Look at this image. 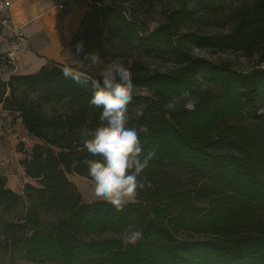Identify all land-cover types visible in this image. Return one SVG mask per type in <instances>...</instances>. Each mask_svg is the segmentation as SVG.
<instances>
[{
	"label": "trees",
	"instance_id": "trees-1",
	"mask_svg": "<svg viewBox=\"0 0 264 264\" xmlns=\"http://www.w3.org/2000/svg\"><path fill=\"white\" fill-rule=\"evenodd\" d=\"M92 1L65 49L100 24L143 55L172 63L164 70L140 60L125 65L148 92L132 93L128 105L129 126L140 131L145 151L155 149L139 177L144 187L122 212L84 201L67 174L91 179L83 161L98 159L81 142L82 128L100 124L90 86L65 79L67 66L54 61L11 73L0 78V104L19 110L36 139L20 162L38 185L25 183L18 193L0 175V212L24 207L18 221L0 219L4 245L55 264H264V0H241L228 13L225 4L234 0H179L150 30L127 12L126 0ZM196 12L219 15L212 22L222 29L200 28L210 21H198ZM193 46L240 51L256 64L239 70L194 55ZM72 71L99 79L88 69ZM185 90L197 100L195 111L184 107L191 98L180 97ZM174 97L176 110H166ZM130 225L143 232L135 245L123 243Z\"/></svg>",
	"mask_w": 264,
	"mask_h": 264
},
{
	"label": "clouds",
	"instance_id": "clouds-1",
	"mask_svg": "<svg viewBox=\"0 0 264 264\" xmlns=\"http://www.w3.org/2000/svg\"><path fill=\"white\" fill-rule=\"evenodd\" d=\"M82 45H77L79 52ZM85 61L95 65L99 62L96 54H86ZM65 79H72L81 87L90 86L92 96L90 107L101 109L100 124L95 129H81L83 148L92 157L85 159L88 175L91 178L97 199L110 204L117 212H122L128 203L136 202L138 189L144 187L140 174L155 156V149L145 151L141 144L140 131L129 126L128 105L131 103L134 88L131 73L122 63H111L100 73L102 79H91L74 73L70 68L63 69ZM187 99L184 107L195 111L197 100L188 91L180 93ZM180 97H174L165 105L166 110L175 111ZM144 133L149 132L145 125ZM143 239V232L130 225L123 236L124 244L135 245Z\"/></svg>",
	"mask_w": 264,
	"mask_h": 264
},
{
	"label": "rangeland",
	"instance_id": "rangeland-1",
	"mask_svg": "<svg viewBox=\"0 0 264 264\" xmlns=\"http://www.w3.org/2000/svg\"><path fill=\"white\" fill-rule=\"evenodd\" d=\"M81 1L86 2L87 8L85 13H88L91 7L93 6V1ZM178 1L179 0H126L125 2H122V5L127 9V12L134 11L135 15L138 16L139 23L142 28L150 30L154 28L158 22L164 19V13L174 7L178 3ZM240 1L241 0H234L227 2L225 4L226 12H230V10L236 7ZM194 15L198 21H210L208 25L200 24V28L208 30L222 29V26H215L212 22L214 19L219 18V15L205 14L199 12H196ZM224 17L227 19L226 14ZM224 24L226 25L227 22H225ZM77 45H82V48L79 52L77 51ZM192 53L196 56H201L213 61L228 60L231 62L233 67L239 70H247L256 64L255 56H246L240 51L236 50H214L210 48H200L193 46ZM86 54L98 55L99 62L93 65L90 62L85 61L84 57ZM63 56V65L67 66L71 70L81 68L88 69L89 71L93 72L99 79H102L100 73L104 70L106 66L111 63H122L126 65L132 60H140L146 62L149 67L157 68L160 70L168 69L172 66V63L170 61H163L156 59L152 56L143 55V52L135 45L134 42L120 40L116 37L111 36L106 31L105 27L100 24H92L89 27H86L85 41H78L72 44L71 46H68L63 51ZM260 66H264V63H261ZM7 69L8 66L5 65L2 59L0 58V73H3ZM133 85L134 88L132 93H148L145 87H141L136 84ZM21 89L26 90V93L29 96H33L34 98L37 97L38 99L37 91L27 90L24 86H21ZM35 141L36 139H32L29 146L15 145L11 141L19 154L16 153L12 156L9 155L10 157H7V159L3 160L9 161L15 165L17 163H20L21 159L26 153L29 152L31 145ZM0 175H4L6 177V186L10 188L12 187L11 189L18 193H22L25 183H30L36 186L38 185L36 179L27 176L25 172L15 170V173L10 174V170L3 169L1 165ZM67 176L74 183L84 201H92L97 199L94 194V188L91 179H88L76 173H68ZM23 209L24 207L19 204L18 206L12 208L10 211L0 212V219L2 221H18V218L23 212ZM261 212L264 213V209H261ZM0 264L55 263L27 259L22 251L10 250L8 247H6L4 245V236L0 234Z\"/></svg>",
	"mask_w": 264,
	"mask_h": 264
},
{
	"label": "crops",
	"instance_id": "crops-1",
	"mask_svg": "<svg viewBox=\"0 0 264 264\" xmlns=\"http://www.w3.org/2000/svg\"><path fill=\"white\" fill-rule=\"evenodd\" d=\"M7 1L8 5L0 9V56L13 46L19 50L14 66H8L0 77L6 80L11 73H33L49 61L62 63L63 50L81 29L86 3L80 1L76 7L64 2L59 7L63 0ZM12 25L22 31L23 44L11 35ZM18 126L25 130L22 124ZM16 153L12 142L0 136V160Z\"/></svg>",
	"mask_w": 264,
	"mask_h": 264
},
{
	"label": "built area",
	"instance_id": "built-area-1",
	"mask_svg": "<svg viewBox=\"0 0 264 264\" xmlns=\"http://www.w3.org/2000/svg\"><path fill=\"white\" fill-rule=\"evenodd\" d=\"M80 1L81 0H63L61 3H59V7H62L64 2L71 3L77 7ZM8 3L9 2L7 0H0V9H3L5 6L8 5ZM9 28L11 31V35H13L16 39H18L21 42V44H23V33L19 29V27H15L12 25ZM18 50H19V47L13 46V47L8 48L0 56L3 63L7 66L13 67L15 64L16 54ZM19 124H22L20 111L16 109L6 108L2 106L1 104L0 106V136L2 138H6L12 141L15 145L29 146L33 137L32 135L28 133L26 129L23 131H20L18 128ZM20 163H17L15 165L6 160L0 161V165L2 166V168L10 170V174L15 173V170L16 171L20 170L24 172V167L22 163L21 164Z\"/></svg>",
	"mask_w": 264,
	"mask_h": 264
}]
</instances>
